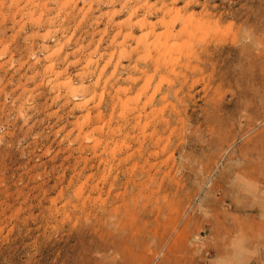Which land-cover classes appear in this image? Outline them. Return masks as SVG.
I'll return each mask as SVG.
<instances>
[{"label": "rangeland", "instance_id": "obj_1", "mask_svg": "<svg viewBox=\"0 0 264 264\" xmlns=\"http://www.w3.org/2000/svg\"><path fill=\"white\" fill-rule=\"evenodd\" d=\"M0 264H264V0H0Z\"/></svg>", "mask_w": 264, "mask_h": 264}, {"label": "bare ground", "instance_id": "obj_2", "mask_svg": "<svg viewBox=\"0 0 264 264\" xmlns=\"http://www.w3.org/2000/svg\"><path fill=\"white\" fill-rule=\"evenodd\" d=\"M169 14V17L171 16V12H169L168 13ZM183 18H182V16L180 15V13L179 12H177L176 14H175V16L169 21V22H165L166 20H163V24L165 25V27H166V32L163 34V35H161V36H158V39H156L155 38V42H154V40H153V43L154 44H150L149 45V43L148 44H145L144 45V47H143V49L145 50V51H147V52H149L151 49H157L158 51H160V50H162V49H164L165 51H167V50H169V48H170V44H171V41L173 40V39H175L176 38V40H177V38H185V37H190L191 35H192V31H191V29H190V27L188 26V24H189V22H186L185 21V24L183 25V27H182V29L176 34V33H174V32H171L170 31V27H172V28H175L179 23H182L183 22ZM188 40V39H187ZM147 43V42H146ZM194 51V50H193ZM195 52V51H194ZM192 52H190L189 54H191ZM165 54H167V53H165ZM195 54V53H194ZM190 56V55H189ZM169 64V63H168ZM149 82L147 81V83H146V85H144V89L147 91L148 89H149ZM146 86V87H145ZM123 108L124 109H126L127 108V106H126V104L124 103L123 104ZM100 119H102V118H100ZM92 120V116H91V114H89V116L86 118V120L85 121H91ZM125 120H126V118H125ZM113 121V120H112ZM111 124H112V122H111ZM84 126H85V124H83V125H81V127H82V129H81V135L83 134V132H84ZM110 126V125H109ZM105 127V126H104ZM107 127V126H106ZM108 130H109V128H108ZM104 131V128H100V130H98L97 132H103ZM111 131V130H110ZM107 132V131H106ZM80 133V132H79ZM90 134V133H89ZM78 135V134H77ZM80 135V136H81ZM110 136V135H109ZM78 138V137H77ZM84 140H85V142H87V143H94L95 142V145L94 146H92L91 147V150H94L95 152H96V150L98 149L99 150V148H100V146H102V144H101V140H98L97 138H96V135H95V133H93V134H90V135H88V134H86V136H84ZM100 139V138H99ZM110 140V139H109ZM111 141V140H110ZM111 145V144H110ZM106 148H107V146H106ZM116 148H117V146H116ZM104 150H107V149H104ZM109 151V150H108ZM102 152H104V151H102ZM101 152V153H102ZM114 152L112 151V153L111 154H113ZM102 155V154H101ZM103 156V155H102ZM93 178V177H92ZM90 179V178H89ZM87 182H89V181H87ZM94 189V188H93Z\"/></svg>", "mask_w": 264, "mask_h": 264}]
</instances>
